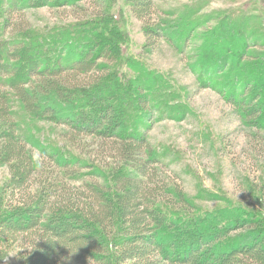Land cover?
Masks as SVG:
<instances>
[{"label": "trees", "instance_id": "trees-1", "mask_svg": "<svg viewBox=\"0 0 264 264\" xmlns=\"http://www.w3.org/2000/svg\"><path fill=\"white\" fill-rule=\"evenodd\" d=\"M80 1L0 0V166L11 172L0 188V264L15 247H20L19 264H264L263 214L253 217V210L234 211L233 206L230 211L235 219L220 225L210 214L196 215L191 197L182 190L153 184L155 165L162 164L163 158L150 145L146 130L155 116L172 117L176 108L158 95L159 76L139 73L132 77L133 84L121 86L110 67L121 47L117 49L112 41L85 28L76 33L81 39L56 32L50 44L43 45L41 34L22 25L23 12L34 5L78 8ZM95 1L99 7L96 15L101 16L107 0ZM127 3L132 14L143 21L145 51L149 52L156 39L169 41V18L175 9H161L158 19L148 22L156 12L154 0ZM112 24L118 34L115 22ZM205 43L204 49L188 53L186 63L191 70H200L201 63L217 65L219 58L212 59L213 54L226 47L219 40L213 43L212 38ZM238 51L245 52L244 59L264 56V46ZM205 56L208 59L197 61ZM263 64L256 66L262 69ZM93 73L100 75L81 84V78ZM207 73L210 82L214 73ZM245 76L243 85L251 84L257 91L248 102L242 98L231 101L243 121L259 132L264 130L260 119L263 72L260 79ZM136 109L139 120L135 125L129 120ZM37 120L61 126L59 136L71 144L87 136L110 141L108 147L118 167L104 171L72 151L63 155L52 143L49 150L37 147L29 129V121ZM35 149L39 157L51 159L63 176L71 172L73 181L79 177L72 170L85 168L87 172L80 175L82 191L65 188L62 193L64 183L46 176L29 192L31 174L41 168ZM260 190L264 191V184ZM254 199L264 205L263 198Z\"/></svg>", "mask_w": 264, "mask_h": 264}, {"label": "rangeland", "instance_id": "rangeland-1", "mask_svg": "<svg viewBox=\"0 0 264 264\" xmlns=\"http://www.w3.org/2000/svg\"><path fill=\"white\" fill-rule=\"evenodd\" d=\"M154 2L156 12L148 22L158 19V13L163 12V9H175V16L169 18L172 32L169 41L156 39L149 45V52L143 48L146 42L142 30L143 21L132 14L127 0H107L109 12L106 10L101 16L96 15L99 7L95 0H81L78 8L34 5L23 12L22 25L35 29L36 34H41L43 45L50 44L56 32H67V35L73 38L85 28L86 31L94 30L98 37L108 42L112 41L117 49L121 47L120 55L110 66L112 71L116 72L121 86L133 84L132 77L139 73L148 72L159 76L161 87L158 95L176 108L172 117L155 116L146 130L150 145H153L163 158L162 164L155 165L153 184L161 186L162 189L174 186L182 190L191 197L196 215L210 214L220 225L235 219V214L230 211L233 206L234 211L240 208L246 212L247 209L253 210V217L264 215V205L259 206L254 199L263 198L264 201V191L260 190L264 184V130L257 132L250 124L244 122L231 101L242 98L244 102H248L257 91L251 84L243 85L246 74L254 77L258 75L256 78L260 79L259 74L263 72L264 77V67L258 69L256 66L259 62L264 63V56L256 60L252 57L241 58L245 52L238 54L239 49L253 50L264 46L259 45L264 44V0ZM94 21L97 26L93 28L91 23ZM112 21L115 22L118 34L112 30ZM178 21L175 27L174 23ZM76 36L81 39L79 34ZM206 38H212L213 43L222 41L226 47L218 54H213L212 59L219 58V61L216 60L217 65L206 67V63H201L200 70H191L186 63L189 62L187 55L198 48L204 49ZM230 46L234 52L228 50ZM73 47L75 46L72 45ZM201 59L206 60L208 56L198 57L197 61L200 62ZM129 67L133 71L129 70ZM207 72L214 73L210 82ZM217 73L222 74L216 75ZM93 75L99 76L100 73L81 78V84L90 82ZM130 77L131 79H128ZM131 87L133 88V85ZM260 102H264V96ZM161 112L163 113L162 109L159 114ZM138 114L136 109V112L132 113L133 120L130 119L129 123L134 121L135 125L136 122L138 124ZM261 118L264 121V111ZM29 123L31 137L35 139L37 147L49 150V144L52 143L63 155L66 150L72 151L79 159L87 160L89 165L104 171L118 167L108 147L110 141L87 136L71 144L59 136L61 126L38 120ZM128 127L127 125L126 129ZM130 127H133V124H130ZM33 152L35 158L40 161L41 168L31 174L28 181L29 192H33L38 181L44 180L46 176L57 177L56 179L64 183L62 193H65V188L75 193L82 191L80 175L87 172L85 168L72 170V175L79 177V180L77 178L73 181L71 172L63 176L62 170L53 164L51 159L44 155L39 157L37 149ZM111 166L112 168H108ZM10 173L9 167L0 166V188ZM85 179L90 177L86 176ZM245 182L254 197L244 189ZM84 199L85 196L80 201ZM171 209L177 210L174 207ZM179 213L187 216L184 211ZM221 214L224 217H221ZM239 231L242 233L243 230ZM234 233L233 230L231 234ZM19 249L20 247H15L1 264H19Z\"/></svg>", "mask_w": 264, "mask_h": 264}, {"label": "bare ground", "instance_id": "bare-ground-1", "mask_svg": "<svg viewBox=\"0 0 264 264\" xmlns=\"http://www.w3.org/2000/svg\"><path fill=\"white\" fill-rule=\"evenodd\" d=\"M207 80H205V82H206Z\"/></svg>", "mask_w": 264, "mask_h": 264}]
</instances>
